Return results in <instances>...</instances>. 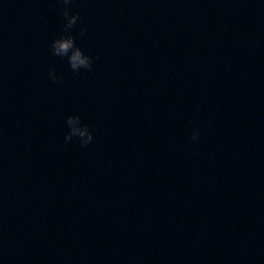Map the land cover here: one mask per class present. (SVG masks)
I'll return each mask as SVG.
<instances>
[{
	"label": "water",
	"instance_id": "water-1",
	"mask_svg": "<svg viewBox=\"0 0 264 264\" xmlns=\"http://www.w3.org/2000/svg\"><path fill=\"white\" fill-rule=\"evenodd\" d=\"M0 264H264V0H0Z\"/></svg>",
	"mask_w": 264,
	"mask_h": 264
},
{
	"label": "clouds",
	"instance_id": "clouds-1",
	"mask_svg": "<svg viewBox=\"0 0 264 264\" xmlns=\"http://www.w3.org/2000/svg\"><path fill=\"white\" fill-rule=\"evenodd\" d=\"M62 3L69 5L71 0H62ZM65 17L64 34L54 39L51 43V50L54 55L67 57L72 70L78 71L80 68L91 69L92 57L85 54L75 43V39L71 33L73 26L79 19V13H73L69 7L63 9ZM86 29H81V35H84ZM49 76L53 81L57 80L55 69H51ZM69 132L65 135V140L70 141L73 136H79L82 145L87 146L93 140V133L87 124H81L78 115H69L66 119ZM78 125V126H77ZM199 137V129L192 133L191 139L196 140Z\"/></svg>",
	"mask_w": 264,
	"mask_h": 264
}]
</instances>
